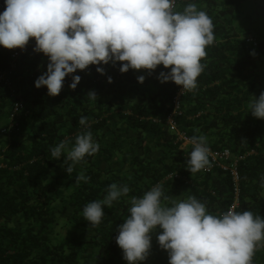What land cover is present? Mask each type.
<instances>
[{"label": "trees", "instance_id": "1", "mask_svg": "<svg viewBox=\"0 0 264 264\" xmlns=\"http://www.w3.org/2000/svg\"><path fill=\"white\" fill-rule=\"evenodd\" d=\"M245 0H179L177 10L195 3L214 24L216 37L202 60L205 68L197 78L198 87L179 98L180 114L174 117L177 131L186 138L204 135L211 150L230 151L237 162L239 198L236 211L250 210L264 217V120L251 116L248 103L264 91V0L255 12L236 22L235 16ZM251 38L256 46L246 43ZM30 39L23 50L0 47V264H127L116 244L117 225L128 215L132 197H140L156 184L170 196L174 187L191 181L190 194L206 202L210 212H224L232 202V180L229 173L216 168L210 173L186 169L192 146L180 149L182 141L175 132L154 123L157 116L172 112V101L180 87L163 83L149 106L116 105L115 99L127 89L142 93L152 75L144 70L119 71L115 66L90 65L77 70L81 80L75 90L69 89L71 77L56 96L47 89L34 87V81L46 70L47 58L32 51ZM255 52V56L250 53ZM16 69H11V55L18 53ZM25 65L24 74H18ZM102 66L105 74L96 72ZM167 71L162 66L152 72ZM155 72V73H154ZM144 75L143 83L137 77ZM112 78L108 83L107 78ZM95 91L96 102L87 93ZM13 115V117H12ZM86 116L89 130L100 148L86 162L74 165V172L62 176L63 158L54 160L51 148L84 130L80 116ZM117 117L126 130L136 131L143 140L147 134L158 135L170 154V164L152 163L131 155L129 176H120V163L113 161L118 136L107 123ZM10 126L9 133H2ZM8 125V126H7ZM108 142L109 144H104ZM253 150L252 155H246ZM130 151V153H132ZM106 168L101 169L100 164ZM108 166V167H107ZM66 169V168H65ZM84 175L87 181L76 180ZM177 178H174V176ZM127 185V196L105 207V217L98 226L84 220L83 207L101 200L111 183ZM253 261L264 263V250L255 252ZM143 263V262H142Z\"/></svg>", "mask_w": 264, "mask_h": 264}, {"label": "clouds", "instance_id": "2", "mask_svg": "<svg viewBox=\"0 0 264 264\" xmlns=\"http://www.w3.org/2000/svg\"><path fill=\"white\" fill-rule=\"evenodd\" d=\"M0 12V47L23 50L30 39L32 51L47 58L46 70L34 81L56 96L70 76L69 89L81 80L73 75L90 65H116L121 73L144 70L151 74L162 66L157 79L180 87L181 94L198 87L206 49L213 45L214 24L195 3L177 10V0H4ZM255 56V52L250 53ZM96 72L104 75L102 66ZM144 75L137 77L143 83ZM108 83L112 78H107ZM87 96L96 102L95 91ZM252 117L264 120V91L248 103ZM84 130L74 138L51 148L54 160L63 158L66 172L98 153L86 116H80ZM192 150L186 169L195 174L211 167L210 148L204 135L187 138ZM84 175L76 180L87 181ZM264 183V176L261 177ZM127 185L111 183L101 200L87 203L84 220L93 227L105 217V207L127 196ZM167 252L168 264H253L255 252L264 247V217L250 210L236 211L233 205L219 214L208 210L195 196L177 200L156 184L140 197H132L128 215L117 225L116 244L127 264H142L151 249L152 234Z\"/></svg>", "mask_w": 264, "mask_h": 264}, {"label": "crops", "instance_id": "3", "mask_svg": "<svg viewBox=\"0 0 264 264\" xmlns=\"http://www.w3.org/2000/svg\"><path fill=\"white\" fill-rule=\"evenodd\" d=\"M26 70L27 68L25 65H20L18 67L17 72L18 74H24ZM151 75L152 77L150 81H148V83L144 86L142 93L138 92L136 89L135 91H131L127 89L125 92H120V94L115 99V104L116 105L128 104L129 106L131 105L149 106V104L151 103V98L157 95L158 90L160 88H166V85L160 83V81L155 77V74L153 75L151 73ZM155 119L161 121L163 119V116H157ZM112 128H115L116 130L118 141H117V147L114 151L113 161L108 166L111 167L114 163L119 162L120 168L117 171H120L121 173L120 176H124V175L129 176L130 164L129 163L122 164V161L128 160L129 162L131 160V155L136 156L139 160L145 159L151 161L152 163L163 161L165 164L168 165L170 164V154L165 149V146L163 145V141L160 139L158 135L147 134V137L144 140L142 138H138L136 136L137 134L136 131L126 130L125 125H123L121 120L117 117H114L107 123V129H103V133L107 134L108 129L111 130ZM104 144H109V143L104 142ZM186 146H187L186 143H182L180 145V149H183ZM132 150L133 152L130 153V151ZM65 168H62V172H60L62 176H65L67 174ZM100 168L101 169L106 168L105 163H101ZM197 174L199 173H195V175ZM188 182L189 184H183L177 188L174 187V191L172 194H170V196L177 200H183L186 199L188 196H191L190 194L191 181H185V183ZM161 252L154 254L156 255L155 256L156 263L168 264V260H163L162 262L158 261ZM165 254H167L166 251H164L163 255L168 257V255ZM146 261L147 258L145 261H143L142 264H145Z\"/></svg>", "mask_w": 264, "mask_h": 264}, {"label": "built area", "instance_id": "4", "mask_svg": "<svg viewBox=\"0 0 264 264\" xmlns=\"http://www.w3.org/2000/svg\"><path fill=\"white\" fill-rule=\"evenodd\" d=\"M177 1H179V0H177ZM4 7H5L4 0H0V12L4 11ZM246 43L252 47L256 46L255 41L251 38H247ZM18 56H19V52L13 53L11 55L12 63H11L10 71H13L16 69V64L14 62L18 58ZM5 77H7V73L1 74L0 75V81L6 82V84L8 85L7 78L5 79ZM180 96H181V91L179 89L178 93L176 94V96L173 98V101H172V105H173L172 112L169 115H167L166 117H163V119L161 121L154 119L153 122L165 125L166 127L169 128V130H171L172 132H175L177 134L178 140L182 141V143H186L187 145L192 146L191 144L186 142L187 138L184 136V134L179 133L177 131V125H176V122L174 121V117L180 114V111H179V98H180ZM12 117H13V115H12ZM10 129H15V126H9V128L6 130H3L2 133H4V134H6V132L9 133ZM253 153H254V151L250 150L247 152L246 155H252ZM244 157H246V156L242 155L241 157L234 158L232 156V154L230 153V151L227 149H223V150H211L210 149L209 159H210L211 167L207 170L202 171L203 173H210L214 169L218 168L224 173H229L231 180H232V184H233L232 202L229 205V207L235 205L237 208V206H238V198H239L238 180H239V175H238V171H237V162L242 160ZM174 178H177V176L175 175ZM227 209L225 211H227ZM262 250H264V247L259 248L256 252L258 253ZM253 264H264V263L263 262L262 263H256L253 261Z\"/></svg>", "mask_w": 264, "mask_h": 264}, {"label": "rangeland", "instance_id": "5", "mask_svg": "<svg viewBox=\"0 0 264 264\" xmlns=\"http://www.w3.org/2000/svg\"><path fill=\"white\" fill-rule=\"evenodd\" d=\"M259 2V0H245V2L242 4L240 11L238 12V14L235 16L236 18V22L237 25L242 24L243 22L245 23V21H243V19L245 17H247V15H251L255 12L256 9V4ZM245 16V17H244ZM241 21H243L241 23ZM160 230L157 229L156 232H154L152 234V239H151V249L149 251V255L147 257V261L145 264H157L155 261V256L154 254H157L158 252L160 253L159 259L158 261H163V260H168V257L164 256V251L159 247L157 240H156V236L159 233ZM167 255V254H165Z\"/></svg>", "mask_w": 264, "mask_h": 264}]
</instances>
